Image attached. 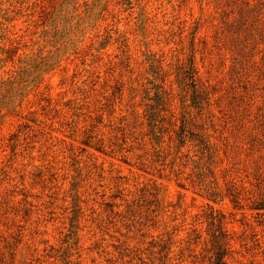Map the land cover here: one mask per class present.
Returning <instances> with one entry per match:
<instances>
[{"label": "rangeland", "instance_id": "1", "mask_svg": "<svg viewBox=\"0 0 264 264\" xmlns=\"http://www.w3.org/2000/svg\"><path fill=\"white\" fill-rule=\"evenodd\" d=\"M0 264H264V0H0Z\"/></svg>", "mask_w": 264, "mask_h": 264}]
</instances>
